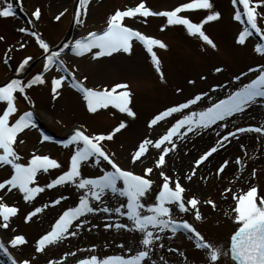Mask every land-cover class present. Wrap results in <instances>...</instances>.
Instances as JSON below:
<instances>
[{
    "label": "rangeland",
    "instance_id": "rangeland-1",
    "mask_svg": "<svg viewBox=\"0 0 264 264\" xmlns=\"http://www.w3.org/2000/svg\"><path fill=\"white\" fill-rule=\"evenodd\" d=\"M10 2L13 3L14 14L6 18L0 17V36L3 37L0 40V85L11 79H19L22 83H26L32 76L43 73L44 84L32 85L25 90L24 94L18 91L14 94L16 96L14 103L18 111L10 117L11 123L19 114L25 111L33 112L36 127L30 126L18 133L14 144L16 152L22 157L21 162H26L35 153L49 155L62 165L61 169H50L48 173L37 174L34 183L42 187L50 183L62 170H66L69 164L73 146L65 148L56 142L55 135L68 138L72 132L67 131L81 125L87 129L88 134L107 133L122 120L126 122V127L115 133L112 140L102 142L105 150L110 155L114 153L115 161L122 167L132 169L136 173L142 174L145 167H153V172L149 175L156 184H159L161 178L158 176V170L154 168L158 150L150 146L149 151L135 164L131 162L130 155L138 143L145 138L157 139L171 126V123L175 122V119L180 118L181 114L207 107L217 98H223V94L234 90L240 83H247L249 77L254 78L253 73H248L247 77H241L240 82H235L231 79L234 74H239L241 71L247 73L249 67L258 73L259 66L264 65V56L254 51L255 43L264 42V38L259 34L257 38V33L253 31V35L248 38L245 45H238L235 42L238 31L245 25L233 18L236 10H243L242 5L234 6L231 0H211L215 10L221 13V17L203 25L205 33L217 45L216 49L197 37L189 35L183 26L166 25L165 17L137 15L133 18H125L126 24L146 35L159 38L168 45L166 49L154 46V51L161 61L163 80L155 71L149 54L138 41H133L130 54L114 53L110 57L97 59H93L89 53L77 56L71 50L76 39L86 36L89 31L103 30L107 17L117 8L123 10L140 3V0H89L86 10L84 6L79 5V15L77 14L76 18L77 37L70 44L69 51L60 56L62 65L56 62L47 72H44L43 65L46 59L38 62L34 59L45 52L40 47L37 37L31 33L36 32L39 39L48 44L49 50L57 46L69 28L74 0H10ZM185 2L189 0H144L145 6L153 11L171 10ZM0 6H6L4 0H0ZM255 7L259 12L264 13V5L255 4ZM37 8L41 12L38 19L32 16V12ZM206 12L207 10L201 9L184 10L180 15L188 17L193 22H199ZM60 13L63 15L56 19ZM78 20H82L83 23H79ZM162 25L163 30H161ZM258 25L264 26V19L258 20ZM21 28L25 31H20ZM21 44L24 46L21 47ZM26 57L32 59L25 70L16 72L15 69ZM214 66L223 67L224 72L214 73L212 71ZM59 75H64L66 80L58 88L60 95L53 99L51 80ZM73 75L89 87L104 85L110 87L116 83H126L131 92L129 106L136 116L129 117L112 106L100 109L96 113L88 112L79 91L71 87ZM201 76L206 79L201 80ZM84 77H87V80H84ZM190 80L194 83H188ZM216 83L222 84L223 89L211 91V86ZM177 88L182 91L178 93ZM200 91L208 92L212 100L203 98L202 102L181 110V113L173 114L172 117L158 122L151 128L148 127V120L158 111L174 103L185 102L186 98H192ZM25 95L32 103L24 98ZM4 107L6 102H0V110ZM232 121H235V126L240 127H264V106L257 102L244 113L235 114L226 122H218L227 123V129L212 125L208 129H201L199 134L181 129L184 135L178 134L173 137L177 146L165 157L167 174L173 178L180 176L181 183L187 190L185 196L195 195L201 201L199 208L206 219L203 222H195L198 229L206 237L221 243L234 227L233 222L224 215V211L233 201L223 189L229 187L239 192L241 189L246 190L249 184H256L259 194L264 195V133L255 131L237 133L236 137H229L227 142L222 141L224 147H218L217 152L211 154L201 165L194 164L199 154L210 146H216L217 132L224 135L227 130H234ZM44 135L52 139L44 141ZM21 140L23 143L19 142ZM240 144L244 147H240ZM237 157L241 160L240 164L236 162ZM225 159L229 160V164L225 166L223 172L218 173L217 169ZM192 168L196 169L195 175H192ZM253 169L256 171L255 177L251 175ZM11 171L10 166L0 167V182L10 177ZM97 173L98 169L94 163L82 165L83 175ZM188 175H192L190 181L184 179ZM8 187L6 185L5 189H0V197H2L0 202L16 207L18 211L9 218L8 228L0 227V242L7 243L10 248L8 253L17 260L28 259L31 264H48L49 261H52V264H76L77 260L91 255L99 258L106 255L128 256L139 249L140 234L138 232L116 228L105 229L103 227L105 223L116 222L115 214L102 216L100 213H95L86 214L81 218L87 220V223L80 229L75 227L71 229L78 233L77 236H67L56 244L46 246L44 251L38 253L35 251V241L50 230L51 225L67 207L74 206L78 202L81 190L70 183L63 186L57 185L51 189L45 188L44 192L37 194L32 201H24L22 193L16 189L8 191ZM155 187L154 184L153 188ZM60 195L65 196L66 199L61 200L59 204H51V200ZM209 199L216 203L215 209L204 203ZM108 202L110 206L115 204L113 200ZM35 207H41L42 211L26 221V215L34 212ZM109 215L112 216L111 219L103 218ZM174 215L177 218L189 219L190 222L194 220L191 213L182 214L177 211ZM120 222L128 221L126 217H121ZM2 223L3 220L0 217V224ZM75 223L74 221L73 224ZM14 235H23L27 243L11 245L9 241ZM161 235L162 240L157 242L152 256L157 264H161L160 256H164L169 264H203L202 252L195 249L185 235L178 233L172 236L167 230L166 234ZM161 243L164 245L163 248L158 247ZM93 245L96 247L93 248ZM120 245H123V248ZM129 248L132 251H129ZM169 248H177L178 251L169 253ZM179 252H184L185 256H180ZM185 257H187L186 260ZM0 264H12L9 255L3 250H0Z\"/></svg>",
    "mask_w": 264,
    "mask_h": 264
},
{
    "label": "snow or ice",
    "instance_id": "snow-or-ice-1",
    "mask_svg": "<svg viewBox=\"0 0 264 264\" xmlns=\"http://www.w3.org/2000/svg\"><path fill=\"white\" fill-rule=\"evenodd\" d=\"M6 6H0V17H9L14 14L13 3L10 0H4ZM89 0H79V4L85 7ZM235 6L242 5V11L234 12V19L245 25L238 31L235 42L238 45H245L248 38L255 33L264 38V26L258 25V20L264 19V13L259 12L255 4L264 5V0H231ZM207 10L206 14L199 22H193L191 19L180 13L184 10ZM66 11V10H65ZM41 12L37 8L32 12V16L39 18ZM63 13H60L56 19H59ZM79 15V13H78ZM137 15L148 17L149 15L160 16L166 18V25L183 26L189 35L211 46L217 48L214 41L205 33L203 25L213 22L221 17V13L214 8L211 0H189V2L181 3L177 7L167 11H153L145 6L144 0L135 7H126L121 10L117 8L107 17L106 26L101 31H89L86 36L76 39L71 46V50L77 56H83L86 53L91 54L93 59L112 56L114 53L130 54L133 41L140 42L146 52L150 56L151 63L155 71L160 74L163 80V72L161 71V61L154 51V46L166 49L168 45L161 39L144 34L138 29L126 24L125 18H133ZM246 18V19H245ZM83 23L82 20H78ZM163 25L161 30H163ZM20 31H25L21 28ZM31 35L37 37L40 47L45 53H49V46L36 32ZM3 37L0 36V40ZM21 47L24 45L21 44ZM68 47V45H65ZM95 50V51H94ZM254 51L264 56V42L255 43ZM58 53L51 52L46 57L43 65L44 72L55 64L58 60ZM31 57L24 58L16 72L25 70ZM7 62V61H5ZM62 64L63 62L60 61ZM212 71L222 74L224 68L214 66ZM248 73H253L254 78L249 77L247 83H240L234 90H229L223 94V98H217L214 102L209 103L207 107H203L198 111H190L187 114H181L179 119H175L174 123L168 127L163 134L155 140L142 139L135 150L130 155V160L135 164L145 153L149 151L150 146L158 150V158L154 160V168L158 170V176L161 182L156 184L149 174L153 172V167H145L143 173L139 174L132 169L122 167L114 159V153L109 154L104 146L103 141L112 140L115 133L126 127L125 121H120L116 127L107 133L88 134L87 129L81 125L72 131L66 140L59 141L65 148L73 146L69 156V164L66 170H62L59 175L51 180L50 183L43 187L35 184L38 173H48L50 169H61L62 165L57 159L51 158L49 155L32 154L26 162H21L22 157L16 152L14 144L17 141L18 133L25 129L36 127L33 119L32 111H25L19 114L14 122L10 123V117L17 113V107L14 103L17 91L21 94L32 85L44 84L43 73L37 74L22 83L19 79H11L9 82L0 86V102H6V107L0 110V167L7 165L11 168L10 177L0 182V189L8 187V191L16 189L22 193L24 201H32L37 194L44 192L45 188L51 189L54 186H63L65 184H73L81 190L78 202L74 206L67 207L51 225L50 230L46 231L35 241V251L42 252L46 246L56 244L64 240L67 236H77L76 231L71 229L75 227L80 229L87 220L81 219L86 214H115L116 222L114 224L105 223V229L116 228L127 230L129 232H138L140 238L138 240L139 249L132 255H106L99 258L96 255L77 260L76 264H157L152 259L154 255L153 249L157 247V242L162 240L161 234H166V230L170 231L172 236L178 233L185 235L187 239L193 243L194 248L200 250L203 255V264H264V195L258 192V185L249 184L247 189H241L239 192L232 188L225 187L224 193H227L233 201L229 208L224 211L225 217H228L234 224L229 235L221 243L216 239L206 237L195 224L196 221L203 222L206 217L202 215L199 205L200 199L195 196H185L186 188L181 183V177L174 178L167 174L166 155L176 148L173 140L174 136H183L181 129L188 132L199 134L201 129H208L212 125L218 128L227 129L226 122L235 114L244 113L246 109L259 102L264 106V65L259 66L258 73L252 67L246 72L241 71L239 74L232 76V81L240 82L241 77H247ZM87 80V77L83 78ZM201 80L206 77L201 76ZM66 80L64 75L53 77L51 80L52 98L56 99L60 95L58 88L62 86V82ZM194 83V81H188ZM71 87L77 89L82 96V100L86 104L87 111L96 113L100 109H107L109 106L118 109L120 113H126L129 117H135L136 113L129 106L131 101V92L126 83H116L112 86H86L82 81L72 76ZM223 89V85L216 83L211 86V91ZM121 89V91H117ZM179 93L182 90L177 88ZM24 98L32 101L25 95ZM203 98L209 101L212 98L208 92L200 91L194 94L192 98H186L185 102L174 103L167 106L163 110L154 114L148 120V127L157 125L160 121L172 117L173 114L181 113V110L188 109L189 106L202 102ZM234 130H227L226 134L221 135L217 132L218 139L215 141L216 146H210L198 158L194 160L195 165H201L211 154L216 153L218 147H224L222 141L227 142L229 137H236L237 133L253 132L264 133V127H240L235 126L232 121ZM52 137L44 135L43 140H51ZM23 143V141H19ZM166 145H170L166 146ZM240 147H244L240 144ZM238 164L241 163L239 157L236 158ZM94 163L98 169V173L85 176L82 174V165ZM229 164V160L225 159L217 169V172H223L225 166ZM192 175H195L196 169H191ZM192 175L185 176L184 179L191 180ZM251 175L255 177L256 171L253 169ZM156 185L155 189L153 185ZM227 199L228 197H224ZM66 197L60 195L58 198L51 200V204H59ZM109 200L115 201V204L109 205ZM2 201V197H0ZM204 203L211 205L213 209L217 207L212 200H205ZM47 207V205H45ZM18 209L0 202V217L3 223L2 228L9 227V218L17 213ZM42 211L41 207H35L34 212H29L25 220H29L36 213ZM182 214L191 213L194 217L193 222L189 219L177 218L175 212ZM121 217L127 218V223L120 222ZM111 219L112 216L103 217ZM76 222L73 224V222ZM96 227V225H92ZM9 243L13 246L23 245L27 243L23 235H14ZM93 248L96 246L93 245ZM123 248V245H120ZM158 247L163 248L161 243ZM0 250L9 255L12 264H31L30 260H17L8 253L3 242H0ZM129 251H132L129 248ZM177 248H169L168 252H177ZM67 255V254H66ZM184 257V252H179ZM187 257H185V260ZM161 264H169V261L160 256ZM48 264H52L49 261Z\"/></svg>",
    "mask_w": 264,
    "mask_h": 264
},
{
    "label": "water",
    "instance_id": "water-1",
    "mask_svg": "<svg viewBox=\"0 0 264 264\" xmlns=\"http://www.w3.org/2000/svg\"><path fill=\"white\" fill-rule=\"evenodd\" d=\"M78 8H79V0H74L73 6H72V19H71L69 28H68L66 34L64 35L63 39L61 40V42L57 46L50 49L49 53H45L42 56L34 59L35 62L46 59L47 55H49L51 52H57L59 54L58 56H61L64 53H66L67 51H69L70 44L72 43V38L74 37V34L76 32V18H77V14H78ZM256 37L258 38L259 35L256 34ZM65 45H68V47H65ZM57 62L60 63L59 58H58ZM7 82H9V81H7ZM7 82H5V83H7ZM2 85H0V86H2ZM55 136H56L57 141L64 140V138L62 136H58V135H55Z\"/></svg>",
    "mask_w": 264,
    "mask_h": 264
},
{
    "label": "bare ground",
    "instance_id": "bare-ground-1",
    "mask_svg": "<svg viewBox=\"0 0 264 264\" xmlns=\"http://www.w3.org/2000/svg\"><path fill=\"white\" fill-rule=\"evenodd\" d=\"M77 37V31L74 34V37L72 38V40H75V38ZM74 129H70L69 131H67L68 133L72 132ZM6 248L8 249V251L10 250L9 246L7 245L6 242H4Z\"/></svg>",
    "mask_w": 264,
    "mask_h": 264
}]
</instances>
